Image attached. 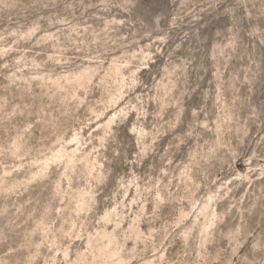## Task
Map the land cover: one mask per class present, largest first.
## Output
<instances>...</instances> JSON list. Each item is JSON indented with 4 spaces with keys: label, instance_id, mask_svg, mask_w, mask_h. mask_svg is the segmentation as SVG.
<instances>
[{
    "label": "clouds",
    "instance_id": "clouds-1",
    "mask_svg": "<svg viewBox=\"0 0 264 264\" xmlns=\"http://www.w3.org/2000/svg\"><path fill=\"white\" fill-rule=\"evenodd\" d=\"M0 264H264V0H0Z\"/></svg>",
    "mask_w": 264,
    "mask_h": 264
}]
</instances>
